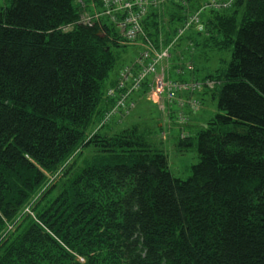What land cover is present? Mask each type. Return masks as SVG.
Returning <instances> with one entry per match:
<instances>
[{"label": "trees", "instance_id": "obj_1", "mask_svg": "<svg viewBox=\"0 0 264 264\" xmlns=\"http://www.w3.org/2000/svg\"><path fill=\"white\" fill-rule=\"evenodd\" d=\"M80 14L74 0L0 3V264H264V0H171L145 24L142 51L180 36L195 105L218 102L194 136L167 137L196 149L186 179L157 134L112 132L124 123L106 121L105 83L136 59L110 79L126 45ZM182 63L172 51L168 73Z\"/></svg>", "mask_w": 264, "mask_h": 264}, {"label": "rangeland", "instance_id": "obj_2", "mask_svg": "<svg viewBox=\"0 0 264 264\" xmlns=\"http://www.w3.org/2000/svg\"><path fill=\"white\" fill-rule=\"evenodd\" d=\"M0 3L2 6H8L10 4V0H0ZM75 6L79 7L82 9L83 13L87 14V17H91L94 14V11H90L89 9V4L92 8L100 11V9L98 8L99 3L98 0H74ZM185 43L184 41L181 43V45L183 46ZM119 55L121 56L120 59L118 57V53H116L118 59H117V65L115 67V69L110 73L109 78L110 79H115L116 76L118 75V73L120 72V69L124 66V65H131L134 60L139 57V55L141 54L142 51V47L141 44L139 45H127L123 48H120L117 50ZM221 56V61L219 62V67H226V65L231 61V50L230 49H224L218 52ZM216 62L215 60H211L210 61V65L212 63ZM204 63V59L202 58V64ZM218 68V67H217ZM204 76H200L201 80ZM109 79V81H110ZM108 81V82H109ZM106 85V89H105V100H111L113 102L112 106L109 107L110 110L108 111V107L106 106L105 108V113L106 110L108 111L105 116L109 117L111 114H115V113H120L122 111V107H115L116 104H119L120 101H118V99H113V98H109L108 95L110 93L111 90L116 88V85H114L113 87L110 86L109 83H105ZM203 93L201 94V96L199 97V100L201 101V105L199 107V109L197 111H192L190 108H188L186 110L187 114L191 113V118L190 121L188 122V124L186 126H184L182 129H180V127L177 125L176 123V118H175V122L173 127L171 128V134L167 135L166 137L170 138L173 137L174 141L177 138H181V134L183 132H186V134H189L191 136H194L199 129L202 130L205 128V125L207 124V122L209 121V119H212L217 113H218V102L217 100L213 99L212 96H202ZM108 108V109H107ZM145 109V110H144ZM173 111H176V108L173 109ZM145 113V114H144ZM159 109L156 105H154L152 102H147L145 98H141V100L138 103V107L136 109V112L133 114V116H128L127 113H123V116L121 117L122 121L119 122H123L124 125L121 126H116L115 129L112 130L113 133L120 131L119 128H125V127H133L136 125H139L140 128L145 129L148 132H152L155 135V140L157 141V146L159 148H161L163 151H167L165 152L168 157H169V163H170V167H171V171L172 173L177 177V178H182V179H186V173L184 176L183 173V169L184 167H187V173L188 175H190V166L197 164L199 159H198V154L196 152L195 148H190L188 150H186V154L185 156H181V152H179V150H177L176 146L177 143L179 142V139L176 140L174 143L171 142V147H169L167 144L168 143H163L161 142V138H162V131H158V125H157V118L159 116ZM151 121V123H150ZM118 122V125H119ZM200 124V125H199ZM118 127V129H117ZM92 128V127H91ZM91 128L89 130H91ZM151 128V129H150ZM171 135V136H170ZM151 138H154V135L151 136ZM167 138V139H168ZM90 149H87L84 151V156L85 157H90L91 154L87 153ZM84 156H82L81 158H84ZM186 162V164H185Z\"/></svg>", "mask_w": 264, "mask_h": 264}, {"label": "built area", "instance_id": "obj_3", "mask_svg": "<svg viewBox=\"0 0 264 264\" xmlns=\"http://www.w3.org/2000/svg\"><path fill=\"white\" fill-rule=\"evenodd\" d=\"M166 1L167 0H102V3L105 8V15L110 17L117 25L128 42H134L137 38L144 35L143 21L147 17L149 11L152 9H159ZM213 8L219 9L220 6L215 5ZM190 21L199 23V15H195ZM202 30V26L198 27L199 32ZM149 57L150 55L148 53L143 55V60L145 59L149 62L142 67L136 84L137 87L140 81L146 76L157 74V67L161 65V60L167 57V53L165 52L162 55L154 56L151 60H149ZM125 79L128 81V78ZM154 90L158 94L166 92L171 95L189 89L187 86H178L168 83L164 80L162 75H156ZM173 97L174 95L171 96V98Z\"/></svg>", "mask_w": 264, "mask_h": 264}, {"label": "crops", "instance_id": "obj_4", "mask_svg": "<svg viewBox=\"0 0 264 264\" xmlns=\"http://www.w3.org/2000/svg\"><path fill=\"white\" fill-rule=\"evenodd\" d=\"M157 125H158V128H160V123H159V120H158V118H157ZM200 125V124H199Z\"/></svg>", "mask_w": 264, "mask_h": 264}, {"label": "bare ground", "instance_id": "obj_5", "mask_svg": "<svg viewBox=\"0 0 264 264\" xmlns=\"http://www.w3.org/2000/svg\"><path fill=\"white\" fill-rule=\"evenodd\" d=\"M169 134H171V132L167 133L166 136L169 135ZM170 136H171V135H170Z\"/></svg>", "mask_w": 264, "mask_h": 264}]
</instances>
